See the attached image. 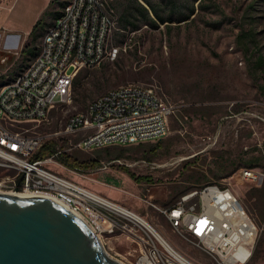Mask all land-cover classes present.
I'll return each instance as SVG.
<instances>
[{
	"label": "rangeland",
	"instance_id": "rangeland-1",
	"mask_svg": "<svg viewBox=\"0 0 264 264\" xmlns=\"http://www.w3.org/2000/svg\"><path fill=\"white\" fill-rule=\"evenodd\" d=\"M67 1L55 0L48 6L50 14L42 21L36 48L53 11ZM127 1L106 0L116 20L110 39L119 46L116 57L81 69L72 85L71 101L55 105L48 122L35 128L41 133L60 131L67 117L83 110L94 96L136 82L156 85L172 105L168 132L158 139L60 154L46 166L143 215L170 244L200 264L215 262L199 246L175 233L141 196L150 195L155 203L169 206L181 193L207 182L227 184L258 229L244 264H264V176L253 182L240 173L243 166L264 172V0H205L203 6L194 0H149L164 16L172 10L174 16L187 13L192 2L194 12L180 22L151 26L140 21L133 31L119 18ZM7 3L12 5L0 9V19L28 28L48 0ZM11 52L0 61V74L13 76L28 62L27 55L21 58L17 54L19 49ZM54 139L51 135L46 141L53 148L45 155L53 153ZM178 157L182 159L176 160ZM103 164L106 168L99 169ZM6 172L12 171L0 168V176ZM105 188L115 195H106ZM110 242L122 260L133 258L126 251L134 244L122 237Z\"/></svg>",
	"mask_w": 264,
	"mask_h": 264
},
{
	"label": "built area",
	"instance_id": "built-area-1",
	"mask_svg": "<svg viewBox=\"0 0 264 264\" xmlns=\"http://www.w3.org/2000/svg\"><path fill=\"white\" fill-rule=\"evenodd\" d=\"M111 17L113 10L106 0H68L62 6V17L45 27L39 57L26 63L30 72L0 91V168L12 171L0 176V190L58 201L92 229L109 256L122 263L200 264L170 244L143 215L46 166L60 154L158 139L168 132L172 105L154 98V91L159 90L156 85L134 89L130 82L91 98L83 110L67 117L60 131L41 133L35 128L48 122L55 105L71 101L73 80L81 69L116 57L119 46L110 41L116 27ZM51 135L56 142L53 153L33 157ZM73 169L82 172L78 166ZM240 173L253 182L264 176L246 166ZM141 199L215 264H244L249 259L257 225L227 184L207 182L181 193L169 206L155 203L150 195L143 194ZM119 237L134 244L126 251L134 256L126 262L112 250L110 240Z\"/></svg>",
	"mask_w": 264,
	"mask_h": 264
},
{
	"label": "water",
	"instance_id": "water-1",
	"mask_svg": "<svg viewBox=\"0 0 264 264\" xmlns=\"http://www.w3.org/2000/svg\"><path fill=\"white\" fill-rule=\"evenodd\" d=\"M0 264H122L74 212L43 195L0 191Z\"/></svg>",
	"mask_w": 264,
	"mask_h": 264
},
{
	"label": "trees",
	"instance_id": "trees-1",
	"mask_svg": "<svg viewBox=\"0 0 264 264\" xmlns=\"http://www.w3.org/2000/svg\"><path fill=\"white\" fill-rule=\"evenodd\" d=\"M55 0H51L50 4L53 3ZM198 1L199 6H203V2L205 0H194ZM127 5L123 8V11L120 15V21L122 22L123 26H129L130 29L136 30V28L139 25V22L141 21L144 24H148L151 26H156L157 22L161 23H167L172 21L180 22L182 20H186L189 18V16L194 12V5L193 2L191 3V6L189 8V11L187 13L178 14L176 16L173 15V10L167 15H162L156 5L151 3L149 0H144V2L147 4V6L143 5L139 0H128ZM60 4L64 5L63 2H60ZM48 5V6H49ZM50 14V10L48 8L44 9V11L41 13L40 17L37 18L35 23L33 24L29 35L27 39L23 42L20 51L19 56L23 58L25 55L34 56V54L37 51V48L34 46V41L39 34V30L42 27V21L46 15ZM12 76L0 74V84L4 83L8 79H10ZM77 83V75L75 76L73 80V84L75 85ZM53 148L52 145L47 144L44 142L41 147L33 154V157H40L45 155V153L49 152ZM67 156H64V158ZM79 162H83L85 164V160H81ZM246 164H252V162H248ZM131 174V173H130ZM133 176V174H131Z\"/></svg>",
	"mask_w": 264,
	"mask_h": 264
},
{
	"label": "crops",
	"instance_id": "crops-1",
	"mask_svg": "<svg viewBox=\"0 0 264 264\" xmlns=\"http://www.w3.org/2000/svg\"><path fill=\"white\" fill-rule=\"evenodd\" d=\"M50 1L51 0H48V3L46 5L45 9L48 8V5L50 4ZM64 3L65 2H63V4ZM11 5L12 4H8L7 3V0H0V9L11 7ZM60 10L59 11H53V14H54L53 19L60 13ZM36 20H37L36 17L32 18V20L30 21V24H28V28H23L16 21L13 22V21H10L8 19H0V61L3 62L7 57H10V55L12 53L11 52L12 50L19 49V51H20V48H21L23 42L27 39V37L29 35V32H30V30H31V28H32V26H33V24L35 23ZM17 54H19V53H17ZM27 56H28V60L31 57H33V56H29V55H27ZM15 57H13V58H15ZM104 190H105V194L106 195H109V196L110 195H115L113 190H111V189H106L105 188Z\"/></svg>",
	"mask_w": 264,
	"mask_h": 264
},
{
	"label": "bare ground",
	"instance_id": "bare-ground-1",
	"mask_svg": "<svg viewBox=\"0 0 264 264\" xmlns=\"http://www.w3.org/2000/svg\"><path fill=\"white\" fill-rule=\"evenodd\" d=\"M70 3H78V0H70ZM64 5H68V1ZM60 17H62V8L60 10V13L51 21V23L57 22V19H59ZM51 23H49L48 25H51ZM111 24H116V20L114 19V17H111ZM43 41H44V32L40 38L39 44L37 45V52L34 54L33 57H31L28 60L27 63H31V62L37 60V58L39 57V50H41V48H43ZM28 72H30V64H26L11 79L0 84V91H5L8 88H10V86L12 85V82H14L15 80H17L20 77H26ZM130 86H134V89H142L141 83L130 82ZM154 98L155 99H163L159 90L154 91ZM0 191H2V190H0ZM8 193L17 194V195H21V196L37 195V194H32V193H28V194L27 193H15V192H10V191ZM122 264H125V263H122Z\"/></svg>",
	"mask_w": 264,
	"mask_h": 264
}]
</instances>
